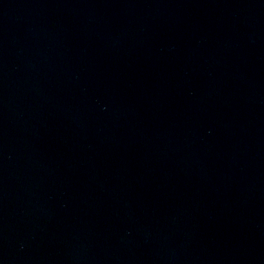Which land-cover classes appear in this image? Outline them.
<instances>
[{
  "label": "water",
  "instance_id": "water-1",
  "mask_svg": "<svg viewBox=\"0 0 264 264\" xmlns=\"http://www.w3.org/2000/svg\"><path fill=\"white\" fill-rule=\"evenodd\" d=\"M0 264H264V0H0Z\"/></svg>",
  "mask_w": 264,
  "mask_h": 264
}]
</instances>
